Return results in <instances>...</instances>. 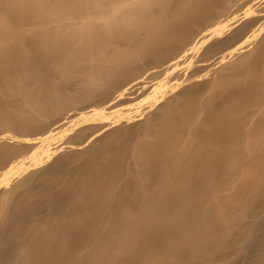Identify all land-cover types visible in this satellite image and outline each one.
Returning a JSON list of instances; mask_svg holds the SVG:
<instances>
[{
    "label": "bare ground",
    "instance_id": "obj_1",
    "mask_svg": "<svg viewBox=\"0 0 264 264\" xmlns=\"http://www.w3.org/2000/svg\"><path fill=\"white\" fill-rule=\"evenodd\" d=\"M0 264H264V0H0Z\"/></svg>",
    "mask_w": 264,
    "mask_h": 264
}]
</instances>
